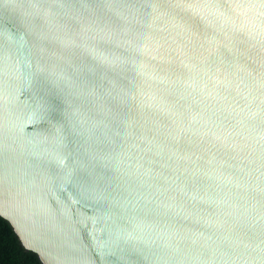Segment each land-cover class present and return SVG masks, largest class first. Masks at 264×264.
Listing matches in <instances>:
<instances>
[{
    "label": "water",
    "instance_id": "1",
    "mask_svg": "<svg viewBox=\"0 0 264 264\" xmlns=\"http://www.w3.org/2000/svg\"><path fill=\"white\" fill-rule=\"evenodd\" d=\"M0 216L43 264H264V0H0Z\"/></svg>",
    "mask_w": 264,
    "mask_h": 264
},
{
    "label": "trees",
    "instance_id": "2",
    "mask_svg": "<svg viewBox=\"0 0 264 264\" xmlns=\"http://www.w3.org/2000/svg\"><path fill=\"white\" fill-rule=\"evenodd\" d=\"M0 264H43L26 250L11 224L0 216Z\"/></svg>",
    "mask_w": 264,
    "mask_h": 264
}]
</instances>
